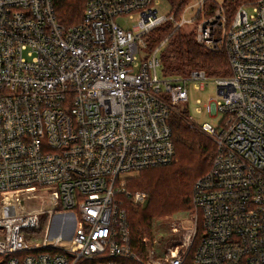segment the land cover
<instances>
[{"label": "built area", "instance_id": "2783aa9c", "mask_svg": "<svg viewBox=\"0 0 264 264\" xmlns=\"http://www.w3.org/2000/svg\"><path fill=\"white\" fill-rule=\"evenodd\" d=\"M231 1L191 0L177 18L158 0H86L65 28L52 0H0L1 264H264V0L230 16ZM166 24L225 52L232 76H164L169 38L149 36ZM211 81L221 126L189 122L216 156L157 258L156 241L133 245L118 198L146 204L128 178L176 160L171 116L189 82Z\"/></svg>", "mask_w": 264, "mask_h": 264}, {"label": "trees", "instance_id": "16d2710c", "mask_svg": "<svg viewBox=\"0 0 264 264\" xmlns=\"http://www.w3.org/2000/svg\"><path fill=\"white\" fill-rule=\"evenodd\" d=\"M60 25L70 28L84 21L86 0H52ZM171 14L177 18L191 0H168ZM259 0H233L228 14L242 5H254ZM169 38L162 59V72L166 77H188L203 71L211 78L231 77L229 59L223 51H209L199 44L194 32L175 30L166 24L149 36L150 47H157ZM170 125L176 150V160L167 166L147 169L128 178L126 189L147 194L146 204H137L127 196H119V206L127 213V223L135 247L145 238L153 239L156 225L166 219L195 211L196 182L208 174L217 152L215 141L200 128L189 122L187 115L178 111L171 116ZM1 205V199H0ZM45 231L42 224L39 232ZM48 252V251H45ZM29 254V253H28ZM0 257V264L2 261Z\"/></svg>", "mask_w": 264, "mask_h": 264}, {"label": "rangeland", "instance_id": "374dc122", "mask_svg": "<svg viewBox=\"0 0 264 264\" xmlns=\"http://www.w3.org/2000/svg\"><path fill=\"white\" fill-rule=\"evenodd\" d=\"M159 4L156 7L159 15L168 16L171 14V5L168 0H158ZM197 1V0H195ZM250 13L252 9L248 10ZM193 13H187L186 17L191 18ZM190 28H187L185 32L189 31ZM189 91V102L182 103L179 107H177V111L181 114L187 115L188 119L191 120L198 127H201L203 124H209L214 128L221 126V122L223 121V116L219 114L216 117H212L211 114L207 111V104L210 100H214L217 98V89L214 82H209V85H203L201 82H189L188 84ZM200 101V104H198ZM1 210V205H0ZM190 214H182L176 216L174 218L166 219L159 222L154 230L153 239H148L150 243L154 240L157 242L155 246L157 258H163L165 254V248L171 246L175 241H177L178 235L172 231V225L174 223H179V220L186 218H190ZM59 220V219H58ZM55 216V224L58 222ZM54 224V225H55ZM191 226V221L183 223L184 228H188ZM26 236L28 238H33L34 236H38L40 240L43 238V233L40 234L39 231H26Z\"/></svg>", "mask_w": 264, "mask_h": 264}, {"label": "bare ground", "instance_id": "6f19581e", "mask_svg": "<svg viewBox=\"0 0 264 264\" xmlns=\"http://www.w3.org/2000/svg\"><path fill=\"white\" fill-rule=\"evenodd\" d=\"M56 220H58V219H56ZM60 221H61V220L59 219L58 222H57V224H59ZM54 224H55V220H54Z\"/></svg>", "mask_w": 264, "mask_h": 264}]
</instances>
